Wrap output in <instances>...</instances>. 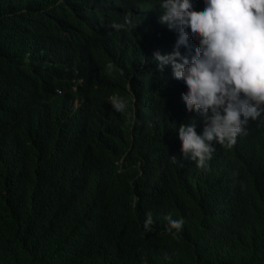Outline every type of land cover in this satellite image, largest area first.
I'll return each instance as SVG.
<instances>
[{
  "label": "trees",
  "instance_id": "obj_1",
  "mask_svg": "<svg viewBox=\"0 0 264 264\" xmlns=\"http://www.w3.org/2000/svg\"><path fill=\"white\" fill-rule=\"evenodd\" d=\"M112 1L118 10L108 30L89 36L88 47L111 66L110 84L132 95L133 108H125L144 136L131 141L132 161L115 171L101 151L82 153L72 118L58 106L68 93L54 98L50 115L30 108L35 87L44 93L52 81L46 71L63 72L48 42L34 45L41 66L32 71L6 63L12 79L0 74V264H264V129L252 126L232 145L212 142L203 166L186 158L177 133L187 118L163 83L172 68L158 71L153 55L170 54L178 38L159 23L162 0ZM190 3L197 11L205 6ZM85 100L99 111L104 105L94 89ZM169 216L183 221L181 230H168Z\"/></svg>",
  "mask_w": 264,
  "mask_h": 264
},
{
  "label": "clouds",
  "instance_id": "obj_2",
  "mask_svg": "<svg viewBox=\"0 0 264 264\" xmlns=\"http://www.w3.org/2000/svg\"><path fill=\"white\" fill-rule=\"evenodd\" d=\"M2 4L0 55L5 62L0 61V74L12 79L5 66L16 61L22 70L41 66L34 57V45L48 42L63 72L58 76L54 70L46 71L52 81L44 86V93H37L35 87L30 108L39 116L50 115L54 98L68 93L66 104L58 106L66 119L72 118L70 131L81 140L82 153L101 151L115 171L122 170L132 161L131 141L144 136V127L136 124L132 109L125 108L127 103L133 108L130 92L110 84L111 66L95 58L87 42L100 28L108 30L117 5L112 0L80 4L73 0H3ZM204 4L197 11L190 0H162L159 23L178 38L170 54H153L158 71L167 65L172 68L163 83L187 118L188 125L178 127L181 152L200 166L211 159L212 142L232 145L252 126L264 129V0H204ZM154 87H148L150 99L155 97ZM87 89L104 99L101 111L85 100ZM39 95L44 99L41 105ZM166 219L169 231L181 230L182 220ZM152 223L149 213L146 231Z\"/></svg>",
  "mask_w": 264,
  "mask_h": 264
}]
</instances>
